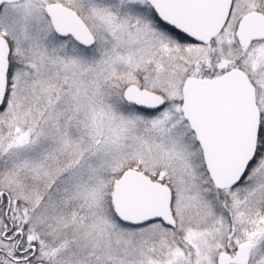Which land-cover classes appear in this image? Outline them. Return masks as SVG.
Here are the masks:
<instances>
[{
    "label": "snow or ice",
    "instance_id": "1",
    "mask_svg": "<svg viewBox=\"0 0 264 264\" xmlns=\"http://www.w3.org/2000/svg\"><path fill=\"white\" fill-rule=\"evenodd\" d=\"M0 264H264V0H0Z\"/></svg>",
    "mask_w": 264,
    "mask_h": 264
}]
</instances>
